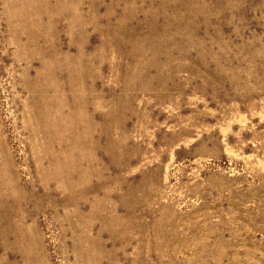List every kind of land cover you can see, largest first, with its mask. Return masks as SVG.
<instances>
[{"label":"rangeland","instance_id":"obj_1","mask_svg":"<svg viewBox=\"0 0 264 264\" xmlns=\"http://www.w3.org/2000/svg\"><path fill=\"white\" fill-rule=\"evenodd\" d=\"M0 264H264V0H0Z\"/></svg>","mask_w":264,"mask_h":264}]
</instances>
